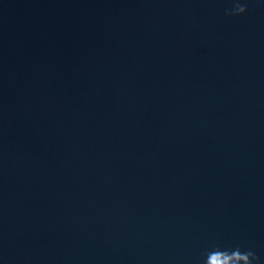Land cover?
Wrapping results in <instances>:
<instances>
[{
    "label": "water",
    "instance_id": "obj_1",
    "mask_svg": "<svg viewBox=\"0 0 264 264\" xmlns=\"http://www.w3.org/2000/svg\"><path fill=\"white\" fill-rule=\"evenodd\" d=\"M0 0V264H264V0Z\"/></svg>",
    "mask_w": 264,
    "mask_h": 264
},
{
    "label": "clouds",
    "instance_id": "obj_2",
    "mask_svg": "<svg viewBox=\"0 0 264 264\" xmlns=\"http://www.w3.org/2000/svg\"><path fill=\"white\" fill-rule=\"evenodd\" d=\"M232 6L227 8L226 14L229 16L243 15L248 11L245 0H231ZM261 257L252 249L244 250L241 246L224 249L215 246L205 250L202 264H260Z\"/></svg>",
    "mask_w": 264,
    "mask_h": 264
}]
</instances>
